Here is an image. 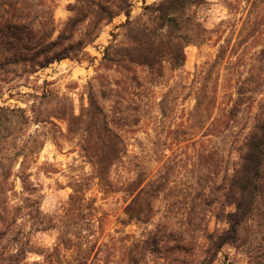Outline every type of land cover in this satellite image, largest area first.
Here are the masks:
<instances>
[{"label": "rangeland", "instance_id": "rangeland-1", "mask_svg": "<svg viewBox=\"0 0 264 264\" xmlns=\"http://www.w3.org/2000/svg\"><path fill=\"white\" fill-rule=\"evenodd\" d=\"M76 1L35 0L44 8L53 7L54 38L74 16L70 7ZM121 1L98 0L102 5ZM161 1L132 0L130 26L155 29L156 14L144 6ZM227 2H233L235 10L229 11ZM247 2L251 0H202L186 11L199 25L197 30L184 26L174 41L162 43L149 35L138 45L121 14L100 23L96 40L76 59L44 68L29 63L0 67V108L16 110L8 114L13 122L9 145L18 149L27 140L31 143L28 157L0 158L13 173L9 182L14 190L7 191L5 199L14 208L8 211L12 216L26 198L36 199L55 226L37 231L28 211H20L16 228H0V264H205L207 235L216 237L228 229L216 215L232 198L230 176L238 146L215 133L190 135L184 123L195 105V73L214 60L221 46L227 50L220 84L230 82L233 68L243 78L251 74L252 88H257L252 112L260 111L264 1L249 23ZM91 30L83 22L74 38H86ZM181 35L192 42L177 68L169 62L168 48L182 44ZM148 41L163 47L154 71L139 64ZM112 133L119 139L113 140ZM97 169L113 193H104ZM159 176L167 181L152 200L151 218L147 223L129 221L124 210L134 195L128 184L137 178L144 186ZM77 182L80 193L73 194ZM262 185L237 241L223 246L212 264H264V179ZM71 195L76 197L72 202ZM22 249L31 252L16 258Z\"/></svg>", "mask_w": 264, "mask_h": 264}, {"label": "trees", "instance_id": "trees-1", "mask_svg": "<svg viewBox=\"0 0 264 264\" xmlns=\"http://www.w3.org/2000/svg\"><path fill=\"white\" fill-rule=\"evenodd\" d=\"M141 1L145 3V0ZM201 1L162 0L157 5L144 6L145 11L156 14L158 21L155 29L148 30L137 23V27L130 26L131 4L129 3L132 0H122L119 5H102L98 0H77L70 7L74 16L63 25L59 34L54 38L56 29L53 7L44 8L45 4H36L35 0H0V67L29 63L34 68H44L53 62L76 59L86 46L96 40L101 29L100 23L110 22L121 14L126 17L125 25L133 28L129 27V30L134 33L133 39L136 43H139L141 39H149V35L152 36L150 40L154 42L174 41L176 37L173 35L182 31L184 26L185 28L187 26L189 31L197 30L199 25L191 16L186 15V11L192 6L201 4ZM263 1L251 0V2H247L249 4L246 15L248 23L254 9ZM227 9L235 10L233 2H227ZM83 22L87 23V29L92 28V30L91 32L86 31V38L75 39V31ZM179 39L182 44L168 48L171 55L169 62L177 68L181 67L185 60V46L192 42L189 36L181 35ZM143 46L145 47L144 60L139 64L154 71L159 66L157 58L163 47H156L151 42L143 43ZM111 48L107 49L105 57ZM226 50V47L221 46L211 63H205L197 69L191 87L195 105L188 113L186 123H184L190 135L202 132L203 138H205L211 136V133H215L222 136L226 143L228 140L232 141L230 146H238L236 165L230 176L232 191L230 197L232 198L230 201L224 202V209L216 215L217 220L223 221L228 229L216 237L207 235L210 244L207 248L205 264H212L223 246L237 241L240 228L249 221L256 200L263 191L264 100H262L263 105L260 107V111L253 114L254 94L257 88H252V75L249 74L243 78L235 68L231 69V73H229L230 82L220 84L221 66ZM228 65H230L229 61ZM222 69L226 71L229 68ZM162 109L164 110L163 106ZM15 111L14 109L0 108V158L7 156V160H15L20 156L25 158L30 155L27 147L31 144L29 140L18 149L9 145L10 129L13 122L8 119V114ZM17 111L21 112L20 109ZM22 118L25 121L23 113ZM112 136L113 140L119 139L117 134L112 133ZM97 170L99 172L98 179L104 187V193H113L109 183L103 184L104 179L100 170ZM12 174L11 165L0 162V228H16L17 215L25 209L28 211L29 218L35 220L37 231L54 229V224H51L48 220L49 217L41 212L40 202L36 199L26 198L24 205L15 208L14 215L10 216L8 210L14 207L5 198L7 191L14 190L13 185L9 182ZM21 180L23 182L24 179ZM141 181L136 178L128 184V188H131L130 192L134 196L126 206L124 214L129 221L147 223L153 209L152 200L156 199L157 193L162 192L163 183L167 181V177L149 178L144 186H141ZM80 186L78 182L74 184L73 194L80 193L78 190ZM25 190L32 191L33 188ZM75 198L74 195H71L70 201H74ZM204 205L209 206L206 203ZM229 206L233 207V211H226ZM1 231L2 229H0ZM27 252L29 253L31 250H17L15 257ZM77 264H83V262L80 261Z\"/></svg>", "mask_w": 264, "mask_h": 264}]
</instances>
